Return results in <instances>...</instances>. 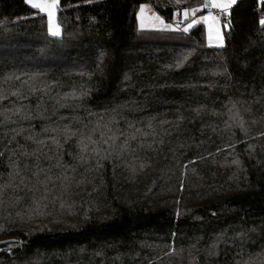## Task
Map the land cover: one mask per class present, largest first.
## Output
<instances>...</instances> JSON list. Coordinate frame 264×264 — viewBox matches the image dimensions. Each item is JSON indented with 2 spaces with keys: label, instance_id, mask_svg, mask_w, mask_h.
<instances>
[{
  "label": "trees",
  "instance_id": "16d2710c",
  "mask_svg": "<svg viewBox=\"0 0 264 264\" xmlns=\"http://www.w3.org/2000/svg\"><path fill=\"white\" fill-rule=\"evenodd\" d=\"M147 3L0 0V264H264V0Z\"/></svg>",
  "mask_w": 264,
  "mask_h": 264
},
{
  "label": "rangeland",
  "instance_id": "374dc122",
  "mask_svg": "<svg viewBox=\"0 0 264 264\" xmlns=\"http://www.w3.org/2000/svg\"><path fill=\"white\" fill-rule=\"evenodd\" d=\"M142 7L145 9V11L143 13H141V8ZM185 11L189 12V10H184V11H182L181 15L176 14L175 18H174V20L181 21V22L184 23L185 26L183 28V32H188L189 29H191L196 23L202 21L203 18L209 14V11H211V13L213 14L215 11H219V10H215L214 8L213 9H207L206 10L207 12L204 13L203 15H200V16H195V15H192V14L189 13L187 18H185L184 15H183V13ZM230 11L228 10L226 13L230 14ZM57 13L55 14L54 23L59 26V29H60V35L59 36H53V35L50 34V32H49V18H48V15L45 14V13H43V14H45L47 16L48 33H49V35L52 36V37H55V38H61L62 34H63V30H62V27L59 24L58 16H57L58 14ZM154 15L152 14L151 8H150V6L148 4H143L140 7V9L138 11V26H139L140 30H144V31H177L175 29L174 25H173L174 20L173 21H167L164 18H161V16H158L157 14H154ZM157 17L159 19H156ZM218 20H219V23L216 24L212 28L211 32L209 30L208 44L210 46H213V47H223L225 45L224 34H225V30L228 28V26L224 27V24L219 19V17H218ZM161 21H163V23H161ZM190 22H191V26H189ZM142 23L144 25L143 28L141 27ZM185 28H188V30L185 31L184 30ZM208 29H209V26L207 27V31H208ZM217 32H219V35L222 36V39H223L222 46L220 44V41L217 39Z\"/></svg>",
  "mask_w": 264,
  "mask_h": 264
},
{
  "label": "snow or ice",
  "instance_id": "6c2138e0",
  "mask_svg": "<svg viewBox=\"0 0 264 264\" xmlns=\"http://www.w3.org/2000/svg\"><path fill=\"white\" fill-rule=\"evenodd\" d=\"M31 4V6L41 12H46L49 18V32L53 36H59L60 35V29L59 26L54 23V14L55 9L58 3V0H27ZM236 3V0H203V7L205 9H217L219 12H227L233 4ZM198 9H193L192 14L194 15L195 12ZM145 9L141 8V13H143ZM184 17L187 18L189 15L188 11H185L183 13ZM156 19H159L158 17ZM203 22L208 24L209 30L211 32L212 28L219 23L218 16L213 15L211 11H209V14L203 18ZM163 23V21H161ZM262 24H264V21H261ZM143 23L141 24V27L143 28ZM191 26V22L189 24ZM228 25L225 24L224 27H227ZM185 31L188 30V28L184 29ZM217 39L220 41V44L222 46L223 39L222 36L219 35V32H217Z\"/></svg>",
  "mask_w": 264,
  "mask_h": 264
},
{
  "label": "built area",
  "instance_id": "2783aa9c",
  "mask_svg": "<svg viewBox=\"0 0 264 264\" xmlns=\"http://www.w3.org/2000/svg\"><path fill=\"white\" fill-rule=\"evenodd\" d=\"M214 14L219 17V19L222 21V23L224 25L225 24H227V25L229 24V22H230V14H228L226 12H219V11H215ZM173 25H174L175 29L178 30V31H183V28L185 26L183 22L177 21V20H175L173 22Z\"/></svg>",
  "mask_w": 264,
  "mask_h": 264
},
{
  "label": "crops",
  "instance_id": "0c3cea01",
  "mask_svg": "<svg viewBox=\"0 0 264 264\" xmlns=\"http://www.w3.org/2000/svg\"><path fill=\"white\" fill-rule=\"evenodd\" d=\"M27 1V0H26ZM239 0H236V3L238 2ZM30 6H31V4L29 3V2H27ZM235 3V4H236ZM58 4H59V0H58V3H57V6H56V9H55V14L58 12ZM149 6H150V8H151V12H152V14L154 15V14H157L158 16H160L155 10H154V8L151 6V4L150 3H147ZM235 4H233L232 6H231V8L235 5ZM32 7V6H31ZM231 8L229 9V11L231 10ZM202 9V8H201ZM201 9H198L196 12H195V16H196V14L201 10ZM215 10H217V9H215ZM41 12V11H40ZM214 12V11H213ZM41 13H45V14H47L46 12H41ZM189 13L190 14H192V10H189ZM55 14H54V18H55ZM214 14V13H213ZM193 15V14H192ZM215 15V14H214ZM155 16V15H154ZM161 18H163V17H161ZM198 23H203L204 25H205V27H206V33H207V42H208V36H209V29H208V31H207V27H208V24L206 25L204 22H203V20L202 21H200V22H198ZM197 24V23H196ZM193 28V27H192ZM191 29H189V31H190ZM209 45V44H208ZM210 46V45H209ZM211 47H213V46H211Z\"/></svg>",
  "mask_w": 264,
  "mask_h": 264
},
{
  "label": "water",
  "instance_id": "95a60500",
  "mask_svg": "<svg viewBox=\"0 0 264 264\" xmlns=\"http://www.w3.org/2000/svg\"><path fill=\"white\" fill-rule=\"evenodd\" d=\"M16 242H17L16 239H8V240L0 241V249L4 246L10 245V244H15Z\"/></svg>",
  "mask_w": 264,
  "mask_h": 264
}]
</instances>
